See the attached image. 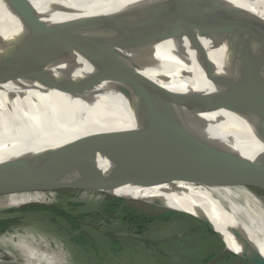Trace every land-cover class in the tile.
<instances>
[{"label": "bare ground", "instance_id": "6f19581e", "mask_svg": "<svg viewBox=\"0 0 264 264\" xmlns=\"http://www.w3.org/2000/svg\"><path fill=\"white\" fill-rule=\"evenodd\" d=\"M181 6L182 0H0V59L11 51L5 49L7 44L28 43L30 35L43 27L110 18L165 37L154 48L173 52L162 67H143L134 61L138 53L118 50L135 73L173 93L211 92V83L203 78L180 32ZM217 20L208 57L264 108V0H220ZM80 32L101 38L111 37L113 31ZM63 56L71 63L47 62L43 71L58 74L37 90H25L36 87L32 78L0 83V168L9 169L5 179L22 182L42 167L78 162L66 172L31 182L53 185L66 178L70 185L92 186L88 174L94 175L113 185L116 195L145 196L153 205L202 220L218 233L226 251L264 264V202L247 188L221 185L234 175L214 171L202 152L184 147L174 133L185 131H171L151 118L181 117L179 108L161 103L153 85L134 76L113 75L76 49ZM42 60L38 54L17 57L8 69L25 73ZM140 101L145 104H134ZM204 115L219 119L224 127L194 135L226 147L236 136L233 149L247 158L263 148L254 134H246L250 130H242L224 112ZM118 132L127 142L118 151L95 147L99 134ZM94 150L86 158L85 153ZM197 173L202 175L191 178ZM176 175L185 180L163 179Z\"/></svg>", "mask_w": 264, "mask_h": 264}, {"label": "water", "instance_id": "95a60500", "mask_svg": "<svg viewBox=\"0 0 264 264\" xmlns=\"http://www.w3.org/2000/svg\"><path fill=\"white\" fill-rule=\"evenodd\" d=\"M219 3L220 0H182L179 22L180 32L187 39L188 46L194 55L195 64L202 72L203 78L212 85L213 91L211 92L186 91L173 93L164 89L158 82L151 81L135 73L122 61L117 51L133 52V54L138 53V55H135L134 61H138L143 67H150L152 64L156 67L158 65L162 67L166 60L171 57L173 58V52L170 49H164V51H161L160 48L159 50L155 49L153 45L165 37L150 33L143 28L130 26L110 18L102 17L71 21L56 29L43 27L30 35L28 43L24 44L13 41L7 44L5 49L11 51L6 54L5 58L0 59V83L32 78L38 82L35 85L36 87L31 89L26 88L25 90H37L51 82L56 77V74H58L54 72L50 74L43 71L42 67L50 60L61 64L71 63V59L63 55L76 49L87 58L95 60L102 69L113 75L134 76L146 84L153 85L158 90L161 103L167 105L168 108H179L178 112L186 126V131L181 134L174 133L176 135L175 137L182 141L181 143L184 144V147L202 152L204 159L206 158L212 164L214 171L234 175L233 178L228 180V183L221 185L248 189L252 184H259L264 188V108L258 103L253 102L240 88L235 86L228 76L219 69L217 64L214 61L212 62L208 57V54L213 50L212 42L214 34L218 32L217 13ZM84 30H95L105 33L109 31L113 32L111 37L100 38L80 32ZM33 54H38L43 57V60L38 65L25 73L10 72L8 68L13 60L17 57ZM218 111L224 112L225 117L237 121L243 127L242 130H250L246 134H254L256 140L263 144V148L257 156L247 158L236 152L233 149L237 140L236 136L231 138V147H226L203 137L196 136L190 131L192 129L196 133V128L202 130L207 127V123L200 121V114ZM124 141L125 139L122 138L119 132L111 133L110 135L102 133V135L99 134L97 137L95 147H99V150L106 152H116L119 150L120 144L122 146H124V143L127 144ZM123 150L128 151V149ZM95 151L85 153L86 158ZM82 154H84V151ZM258 157L260 158L257 159ZM85 161L84 159L83 163ZM77 163L71 166L63 163L61 165H55L54 167H42L36 174L30 173L31 176L25 175V180L21 183L15 180L5 179L8 177L9 169L0 168V194L46 192L64 188H79L80 190H94L121 200H130L116 195L114 193L116 189L113 185L91 174H88V176L95 183L92 186L70 185L66 183V178L60 183L53 185L33 184L31 182L34 177H44L47 174L66 172L74 168ZM200 175L202 173H197L191 178H197ZM163 179H172L175 181L185 180L183 175L169 176V178L163 177ZM190 217L205 225L223 243L218 233L210 225L194 216ZM231 254L244 260L247 264H254L250 260H245L234 253Z\"/></svg>", "mask_w": 264, "mask_h": 264}, {"label": "rangeland", "instance_id": "374dc122", "mask_svg": "<svg viewBox=\"0 0 264 264\" xmlns=\"http://www.w3.org/2000/svg\"><path fill=\"white\" fill-rule=\"evenodd\" d=\"M134 104L139 106L145 103L140 101ZM151 118L161 121L171 131H186L182 117L154 114ZM199 118L208 125L202 130L196 128L198 132L224 127L217 118L204 114H200ZM190 131L194 132L192 129ZM248 190L264 202L262 185L252 184ZM106 196L79 188L0 194V220H16L0 231V263L247 264L226 251L221 241L200 229L199 221L161 205H153L145 196L122 202V206L136 216H162L161 220L149 225L143 234L130 231L119 213L108 220L104 216L86 217L105 203ZM31 204L63 206L71 215L83 219L70 227L46 213H17L20 207ZM68 204L77 206L70 208L66 206ZM113 243H117V246Z\"/></svg>", "mask_w": 264, "mask_h": 264}, {"label": "trees", "instance_id": "16d2710c", "mask_svg": "<svg viewBox=\"0 0 264 264\" xmlns=\"http://www.w3.org/2000/svg\"><path fill=\"white\" fill-rule=\"evenodd\" d=\"M122 202L123 200L121 199L111 197V196H106L105 203L100 208H98L96 211L90 214H87L85 216L90 217V218H95L97 216H104L105 219L108 220L119 213L123 215V220L125 224L129 227V230L134 231L135 234H139V235L145 233V230L147 229L149 225L162 219L161 215L156 216V217L149 216V215H142V216L137 215L136 216L134 212L122 206ZM25 204H28V203H25ZM66 206L72 208V207H76L77 205L68 204ZM18 212L30 213V214L46 213V214L51 215L55 220H60L70 227L76 226L78 224V220L83 219L80 216L71 215L70 213H68V211H66L63 208V206H58V205H44V204L25 205V206L20 207L17 210V213ZM15 221L16 220H0V231L10 227L12 224L15 223ZM198 225L200 226L199 227L200 229H203L209 235L214 237L215 240L220 242L217 236L213 235L214 233L211 230H209L205 225H203L202 223H199ZM113 245L117 246V243H113ZM230 257L234 258V256L232 255H230Z\"/></svg>", "mask_w": 264, "mask_h": 264}]
</instances>
